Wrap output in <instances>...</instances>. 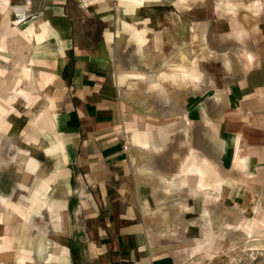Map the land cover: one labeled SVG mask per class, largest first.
Listing matches in <instances>:
<instances>
[{
  "label": "crops",
  "instance_id": "0c3cea01",
  "mask_svg": "<svg viewBox=\"0 0 264 264\" xmlns=\"http://www.w3.org/2000/svg\"><path fill=\"white\" fill-rule=\"evenodd\" d=\"M228 1L264 27L263 0ZM192 2L193 9L205 5ZM158 3L0 0V47L9 31L19 32L34 69L32 89L15 91L0 113V264H209L220 255L214 246L225 241L216 226L227 217L219 209L248 207L250 178L264 173L257 152L264 148V34L228 50L192 140L180 141L212 166L190 153L177 167V157L134 150L129 134L146 114L116 76L117 27ZM238 17L235 35L234 22L245 21ZM186 19L189 29L205 27L203 13ZM123 28L140 37L129 23ZM162 134L138 129L132 139L143 149ZM159 161L165 167L157 168ZM213 166L212 185L205 188L208 178L193 193L186 181L203 180ZM158 170L169 172L167 182ZM176 177L186 182L179 191Z\"/></svg>",
  "mask_w": 264,
  "mask_h": 264
},
{
  "label": "rangeland",
  "instance_id": "374dc122",
  "mask_svg": "<svg viewBox=\"0 0 264 264\" xmlns=\"http://www.w3.org/2000/svg\"><path fill=\"white\" fill-rule=\"evenodd\" d=\"M192 1L159 0V7L153 13L146 15L141 10V14L136 16V9L135 19L122 21V26L117 27L121 46L116 54V76L129 100L141 104L146 114L137 126L131 128L129 134V141L140 156L145 152L159 158L163 155L177 157L178 167L191 153L196 161L211 167L212 164L193 145L187 143L182 149L180 141L192 140L191 128L202 108V100L216 87L228 50H242L247 43L255 42L260 34H264V27L256 22L254 13L247 9L235 13L226 5V2L230 3L228 0H201L205 1V5L194 6V9L191 8ZM198 1L195 0V3ZM148 6L150 8L147 3ZM241 8L244 9H238ZM191 11L206 16L204 24L200 23L205 27L188 28L191 23L187 25L186 18L187 14L191 15ZM238 16L245 19L241 23L234 22L244 26L245 30L238 26L239 36L235 35L233 28L237 26L232 23V18L235 20ZM217 19H220V26L213 29ZM124 22L136 29L140 37L131 36L123 28ZM29 49L19 32L9 31L7 37L4 36V48L0 47V113L7 110L6 102L11 94L24 88L32 89L34 69L28 64ZM191 70L196 76L187 75L188 72L192 73ZM157 128L163 131L162 136H153L148 146H142L144 148L140 150L139 144L132 139L133 132L145 129L154 133ZM257 152L264 165V148ZM159 163L157 168L165 167L162 161ZM197 167L202 169V166ZM158 174L165 182L169 179L167 171H159ZM216 174L213 166L207 176H199L203 180L194 176V181L186 182L192 185L193 193H199L203 190L200 182L210 178L211 181H205L204 184L205 188L211 186ZM250 179L254 189L250 203L246 202L248 207L239 213H232L228 209L218 211L227 217L225 222H219L216 226L217 234L224 237L225 244L214 246L215 249L221 247L220 255L209 264H264V173L252 174ZM176 181L177 185L186 183L179 177H176ZM180 186H177L178 191L181 190Z\"/></svg>",
  "mask_w": 264,
  "mask_h": 264
}]
</instances>
